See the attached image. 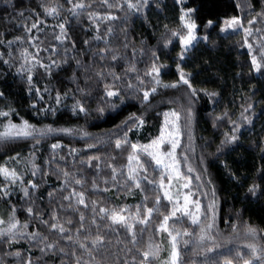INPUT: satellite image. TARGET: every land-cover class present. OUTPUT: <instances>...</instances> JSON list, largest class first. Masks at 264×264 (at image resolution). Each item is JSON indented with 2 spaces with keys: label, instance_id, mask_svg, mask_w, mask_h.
<instances>
[{
  "label": "snow or ice",
  "instance_id": "snow-or-ice-1",
  "mask_svg": "<svg viewBox=\"0 0 264 264\" xmlns=\"http://www.w3.org/2000/svg\"><path fill=\"white\" fill-rule=\"evenodd\" d=\"M2 2L13 11L0 17V24L4 25V31H0V47L6 49V52H0V66L16 68L15 75L25 83L28 95L34 96L30 109L36 116L46 118L51 115L55 119L58 110L65 107L71 98L69 110L72 116L77 119L84 117L86 124L91 120V126H96L95 122L98 121L115 120L132 101L139 107L103 135L97 136L88 132L84 125L56 127L52 123H41L38 126L23 117L15 122L13 117L18 116L17 109L6 102L8 97L0 90V102H3L0 106V147L7 151L9 141H32L28 156L22 158L21 153L15 151L14 155L8 156L12 167L8 163L0 165V201H11L13 192H19V199L27 202L23 209L26 213L25 222L21 223L18 219L14 203L10 206L7 219L0 216V264H186L184 255L189 249L192 259L188 264H264V229L248 223L243 229V248L247 252L243 253L240 248H228L227 253L220 251L233 244L234 239L222 237L216 227L219 205L215 187L211 188L210 193L201 191L212 184L210 179L204 180L208 162L203 151L198 163L204 167V172L199 173L192 164L197 150L192 132L195 101L202 93L210 102L218 104L219 93L197 89L192 83L191 73L184 70L182 62L197 44L215 43L210 41L211 33L208 30L216 22L208 19L204 24L205 34L199 35V24L194 18L197 10L186 7L184 0H175V4L181 5L178 25L169 28L165 24L157 46L147 51L142 46L139 50L141 58L150 54V63L143 75L136 66L135 47H132V61L123 74H119L114 68L127 57L121 56L119 48L112 44L117 23L126 24L131 17L138 18L153 6L160 8V0H100L108 9L105 12L92 10L93 4L88 0H47L39 4L40 12L30 10L28 15L23 10H17L15 0ZM240 7L237 4V8ZM41 12L45 17L43 20L40 19ZM85 13L91 29L84 31L94 30V35L83 40L84 47L77 55L76 41L69 37V25L71 20H81ZM48 17L56 21L52 28L58 43L42 47L44 41L40 36L48 26ZM220 25V34H242V39L236 44L247 49L249 74L264 76V10L256 12L246 23L243 18L233 15L224 18ZM13 30H20L23 35H13L8 39L9 31ZM121 32L125 37L122 46L127 50L130 47L128 29L122 28ZM25 43L29 47H21ZM177 44L179 52L174 63L178 79L164 83L160 79L161 72L168 65L161 62L159 53ZM60 47H63L64 55L58 61L54 57L60 55ZM30 48L36 51L31 52ZM44 52L49 55L44 57ZM109 57L111 62L105 64ZM53 69L64 72L71 70L68 78L75 84V89L62 91L47 82L41 88L35 80L38 70H43L46 81H50ZM181 86H186L187 106L183 112L174 109L163 113L158 111L159 106L165 103L164 100L153 103L155 97L160 95V89H178ZM167 103L175 101L168 100ZM152 111H156L157 116L163 115L158 135L145 145L132 142L129 134L142 129ZM209 115H212L213 129L227 126L216 145V152L209 153L219 159L226 151H233L240 146L242 130L245 127L254 128L255 121L264 116V108L258 113L255 102L249 96L242 100L238 112L225 106L221 112ZM185 135L187 143L183 142ZM60 136H78L85 142L84 148L67 147L60 142ZM54 137L57 138L56 142L47 145L48 155L38 162L37 153ZM211 143L205 140L203 147L208 148ZM253 146L259 147L261 154H264V137ZM125 151L127 163L118 168L116 153ZM80 154L83 155L77 160ZM105 157H108L107 161ZM101 165L110 170L109 176H101L104 171ZM182 168H186L187 174ZM194 172L195 179L200 181L195 186L196 191L192 190V176L189 175ZM258 174L260 180L264 181V167L258 170ZM230 175L236 178L234 174ZM51 176L56 177L59 187L47 192V204L50 207L45 208L39 190L41 184H47ZM134 190H139L143 196L134 211L128 204L109 206L110 201L92 198L115 191L119 194V200L122 196L134 195ZM150 190L158 193L151 206L147 194ZM258 193L264 195V185L254 181L247 188L246 195L255 197ZM209 195L211 199L202 210V199L198 197L208 200ZM162 208L166 211H162ZM154 214L162 217L155 225L154 232L167 235L166 248L163 244L153 243L151 236L141 246ZM183 218H187L198 231L190 230L188 226L177 227L183 223ZM33 220L38 226L31 223ZM137 226H140L139 232ZM41 227L48 234L41 231ZM93 228L96 229L95 234L92 233ZM121 230L125 234L123 239L120 238ZM232 231L236 233V225H232ZM113 235L116 237L115 245L111 239ZM50 236L55 239H50ZM21 242H27L29 247L26 250L16 247ZM112 247H115V251H108ZM162 252L167 253L163 259ZM197 257L200 259L197 260Z\"/></svg>",
  "mask_w": 264,
  "mask_h": 264
},
{
  "label": "trees",
  "instance_id": "trees-1",
  "mask_svg": "<svg viewBox=\"0 0 264 264\" xmlns=\"http://www.w3.org/2000/svg\"><path fill=\"white\" fill-rule=\"evenodd\" d=\"M17 10L25 11L28 15L30 10H35L40 12L39 4L47 2V0H15ZM88 2L93 4L92 10H97L101 12L108 11V9L100 3V0H88ZM114 2V0H113ZM237 4L241 5L237 8ZM160 8L153 6L148 9L145 14L140 17H131L126 24L117 23L116 35L113 38L112 44L114 47L119 48V54L121 56H126L127 59L120 60L119 64L114 68V70L123 74L124 69L129 62L132 61V47L137 49V54L135 57L136 66L141 75H143L144 70L150 63V54L145 55L141 58L139 54L140 48L143 46L147 51L155 46H157L160 33L163 32V26L167 24L169 28H175L179 21V11L181 5L175 4V0H160ZM184 5L186 7L194 8L197 11L194 13V18L199 24L198 34L201 36L205 34L204 24L208 19H213L216 24L208 32L211 33L210 41L215 42L209 43L208 45L202 42L197 44L193 51L188 54V58L182 62L184 70L191 73L192 83L197 89H206L208 91H215L219 93V103L213 104L210 102L207 96L202 93L196 99L194 105V119L192 123V132L196 138L197 150L195 158L192 160L193 167L197 169L199 173L204 172V167L200 166L198 159L203 151L204 156L207 160V175L204 176V180L210 179L212 181L211 185H208L206 189H201V191H209L212 187H215L216 195L218 198V211L216 219V227L221 233L222 237H232L234 243L227 245L225 248L220 249L221 252L227 253L228 248H240L243 253L247 252V249L243 248L245 239L243 236V229L246 223L257 227L258 229H264V195L253 197L251 195H246L247 188L254 181L258 184L264 185V181L260 180L258 170L264 167V154H261L259 147H254V144H259L261 138L264 137V116H261L255 121L254 128L245 127L243 131V136L241 137L240 146L235 147L233 151H226L224 155H221L219 159L215 156L209 155V153L216 152V145L222 138V132L227 130V126H221L219 129H213L212 127V113L213 115L221 112L225 106L234 112L239 111V105L242 100H246L249 96L256 104V110L259 113L262 108H264V76L259 73L249 74V57L247 56V49L239 47L236 42L242 39V34H220L219 27L220 22L226 18L233 15L239 16L245 20L252 18L256 12L264 10V0H184ZM12 9L6 8L2 0H0V17L9 15L12 13ZM67 16V13H64ZM119 15H123L120 13ZM40 19H45L42 12L40 13ZM47 27L43 30L40 39L44 41L42 47L51 46L57 44L53 36L52 25L56 23L51 17L46 20ZM122 28H127V40L130 43V47L125 50L122 46V42L125 37L121 32ZM84 29H91V25L87 20V14L85 13L81 20H71L69 25V37L75 39L77 44V55H79V50L82 49L83 40L90 39L94 35V30L84 31ZM103 30V26H102ZM0 31H4V25L0 24ZM58 28L56 32H58ZM13 35H23L20 30L9 31L8 39H11ZM103 47V44H100ZM21 47H29L27 43L21 45ZM162 48V45H161ZM31 52H35V48L29 49ZM0 52H6V49L0 47ZM60 55L54 57L58 61L63 58L64 51L63 47L59 48ZM179 52L178 44L175 47L170 46L169 49H163L160 51L159 55L161 57V62L167 64L168 66L162 69L161 81L164 83H170L178 79L176 64L174 61L177 58V53ZM47 57L49 53L44 52L42 54ZM71 55V53H69ZM7 58V57H6ZM47 62V61H45ZM110 57L105 64H109ZM18 66V65H17ZM66 67V66H65ZM99 65L96 66L98 68ZM93 69V71L96 70ZM16 68H7L5 66H0V90L4 91L8 97L7 103L11 104L17 109L18 116H14L15 122H19V119L23 117L28 119L30 122L37 124L41 123H52L56 127H79L84 125L88 132L100 136L103 135L106 130L114 127V124L119 123L124 116L128 115L129 112L136 111L139 107L135 101L129 103L128 107L125 108L124 112L116 117L115 120L109 119L107 121L95 122L96 126H91L92 121L89 120L86 124L85 118L81 117L77 119L72 116L69 110L72 104V99L69 98L66 102V106L58 110L56 118L53 119L51 115L48 117L36 116L30 109V104L33 102L34 96L30 97L26 91V85L20 79V77L15 75ZM238 73L240 75H238ZM71 75V70L68 72L58 71L53 69V78L50 81H46L43 70H38L35 80L41 88L47 82L50 86H55L60 88L62 91H67L68 89H75V84L69 80ZM92 75V73H89ZM132 75V74H130ZM133 82L135 80L133 79ZM81 86H84L83 79L80 81ZM94 86V85H92ZM102 87V86H101ZM186 86H181L178 89H160V95H157L153 100V103H157L160 100H164L165 103L160 105L158 111L163 113L164 111L176 110L183 112V109L187 106V99L185 98ZM254 93V95H252ZM54 95V93H53ZM168 100H174L175 103H167ZM3 102H0L2 106ZM93 106H95V100H93ZM163 122V115L157 116L156 111H152L147 116V123L139 131H133L129 134L130 140L141 145L148 144L152 138L158 135L159 128ZM57 138H52L44 144L40 153H37L38 162H42L44 156L48 155L47 145L52 142H56ZM60 142L67 147H75L77 149H83L85 142L81 140L78 136H60ZM205 140L212 141L210 147L204 148ZM183 142L187 143V136L183 137ZM32 141L25 140H15L9 141L7 146V151L3 147H0V165L8 163L9 167L13 165L8 162V156L14 155L15 151H19L23 157L28 156L30 146ZM67 147L64 152H67ZM101 151H105L101 149ZM109 155H111V151ZM92 154V153H89ZM80 154L77 156V160L81 158ZM117 160L115 161L117 167H122L126 165L127 151L122 153H116ZM86 159V157H84ZM108 157H105L107 161ZM71 161V157H69ZM227 165V168L225 167ZM104 169L101 176H109L110 170H108L105 165H101ZM182 170L187 174L186 168ZM234 174L233 176L230 175ZM192 176L193 191H196V185L200 183L195 179L196 172L189 174ZM158 176V173H157ZM39 179V178H37ZM98 181L100 177L97 178ZM2 180V177H0ZM91 177H89L90 183ZM59 187V182L55 176L48 178L47 184H41L39 190V195L44 198V207L49 208L47 204V192ZM103 187V185H101ZM149 196V206L154 202L155 196L158 194L155 190H150ZM19 192H13L11 201L4 202L0 201V216L7 219L9 214L10 206L14 203L17 208V216L21 223L25 222L26 213L23 209L27 206L26 201H21ZM117 195L115 191L109 193H101L92 198L97 200L110 201V205L115 204H128L131 209L135 210V205L143 200V196L139 190H134V195L122 196L121 199L117 200ZM162 196V194H160ZM202 210L207 207L211 196L209 195L208 200H204L202 197ZM59 199V197H57ZM167 204L166 201L163 202ZM168 207H171L170 205ZM162 211H166L162 208ZM63 215V213H62ZM69 215H72L69 213ZM162 219L158 214H154V219L152 224L149 225V230L146 231L141 240V246L148 241L149 236L152 237V242L156 244H163L167 247V235L165 233H155L154 227ZM225 221H229L225 223ZM33 225H37L36 221H31ZM171 223V222H170ZM232 225H236V233L232 231ZM188 226L190 230H196L195 226H191L187 218H183V223L178 224L177 227ZM75 227V226H74ZM139 227L137 226V231L139 232ZM30 230H35L30 228ZM41 231L47 233L46 229L41 227ZM96 229H92V233L95 234ZM124 233L121 230L120 238H124ZM238 237V238H237ZM50 239H55L54 236H50ZM113 245L116 244V237L111 236ZM259 239V237H258ZM18 248L27 249L29 247L27 242H21L17 245ZM35 251V250H34ZM108 251H115V247L108 249ZM37 255L39 253H36ZM167 255L166 252L161 253V258L163 259ZM186 264L192 259L190 255V249L184 255ZM200 259L199 257L196 258Z\"/></svg>",
  "mask_w": 264,
  "mask_h": 264
},
{
  "label": "rangeland",
  "instance_id": "rangeland-1",
  "mask_svg": "<svg viewBox=\"0 0 264 264\" xmlns=\"http://www.w3.org/2000/svg\"><path fill=\"white\" fill-rule=\"evenodd\" d=\"M199 35H201V34L199 33ZM173 192H175V189H173Z\"/></svg>",
  "mask_w": 264,
  "mask_h": 264
}]
</instances>
